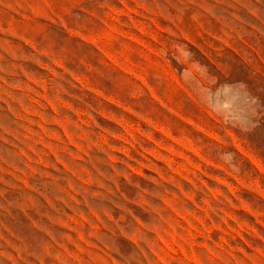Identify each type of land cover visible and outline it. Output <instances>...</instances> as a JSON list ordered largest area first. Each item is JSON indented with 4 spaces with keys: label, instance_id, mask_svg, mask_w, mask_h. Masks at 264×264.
<instances>
[{
    "label": "rangeland",
    "instance_id": "obj_1",
    "mask_svg": "<svg viewBox=\"0 0 264 264\" xmlns=\"http://www.w3.org/2000/svg\"><path fill=\"white\" fill-rule=\"evenodd\" d=\"M0 264H264V0H0Z\"/></svg>",
    "mask_w": 264,
    "mask_h": 264
}]
</instances>
